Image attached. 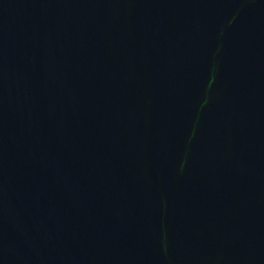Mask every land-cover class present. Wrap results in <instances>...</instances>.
Instances as JSON below:
<instances>
[{
    "label": "water",
    "instance_id": "1",
    "mask_svg": "<svg viewBox=\"0 0 264 264\" xmlns=\"http://www.w3.org/2000/svg\"><path fill=\"white\" fill-rule=\"evenodd\" d=\"M0 264H264V0H0Z\"/></svg>",
    "mask_w": 264,
    "mask_h": 264
}]
</instances>
